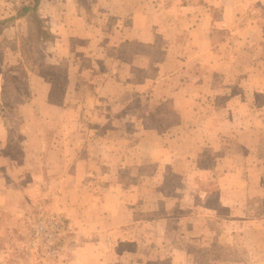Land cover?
<instances>
[{
    "label": "crops",
    "instance_id": "obj_1",
    "mask_svg": "<svg viewBox=\"0 0 264 264\" xmlns=\"http://www.w3.org/2000/svg\"><path fill=\"white\" fill-rule=\"evenodd\" d=\"M36 13L45 19V42L69 39L62 52L69 58V81L63 104L49 97L53 80L45 77L39 91L16 107L21 154L28 161L21 166L33 195L48 183L42 194L47 210L68 217L70 253L81 256L92 246L100 262L107 245L120 255L146 256L155 241L174 238L171 224L179 239L214 226L213 240L256 234L264 247V0H39ZM36 81L27 79V85L37 87ZM169 102L174 115L164 110ZM44 118L60 123L67 135H83L67 147L72 155L64 166L47 159L57 148L42 141V129L35 131L40 142L34 152L25 147L27 124ZM9 119L1 110L0 238L7 240L23 229L30 202L26 184L9 182L8 168L15 166L6 153ZM199 119L210 122V143L197 136L204 133ZM151 164L157 167L152 173ZM183 164L193 167L178 176L183 186L176 198L186 214L173 221L166 210L155 225L153 200L161 195H147L148 188L139 195L127 190L133 195L127 208L117 185L123 169L134 182L151 183L154 172L167 181L165 173L179 174Z\"/></svg>",
    "mask_w": 264,
    "mask_h": 264
},
{
    "label": "rangeland",
    "instance_id": "obj_2",
    "mask_svg": "<svg viewBox=\"0 0 264 264\" xmlns=\"http://www.w3.org/2000/svg\"><path fill=\"white\" fill-rule=\"evenodd\" d=\"M73 1L78 2L79 5L81 2L84 4L92 2V0ZM24 3L32 4L33 0H0V21H4L0 25V79L2 78L4 82L3 87L0 86V97L2 90L5 97L4 103H2L3 101L0 103V112L2 110L10 117L9 125L12 131L11 145L6 153L10 157H14L12 164L15 166L11 165L8 168V173H10L9 182H15L14 184L18 186H21V183L26 184L30 198L27 208L29 215L23 229L11 232L12 234L9 233L8 240L0 238V264H66L68 260L70 263L74 262V264H78L80 260L82 264H264V247L258 244L256 234H251L250 238L247 239H229L228 242L225 241V238L219 236H217L218 239L213 240V238H216V236H212L215 230L213 229L214 226H211V231L205 230L200 232V236L198 237L186 235L187 237L179 239L176 237V234L179 233L177 225L171 224L170 227L172 229L170 233L174 238L163 240L161 245V241H155L154 248H150L149 252L153 251L146 256L142 254L120 255L119 252H115V250L109 248L107 245H103L102 247L103 254L100 253L99 255L100 257L102 256L100 262L95 252H93L92 246L84 247L85 249H83L82 255L80 254L81 256L70 253L67 239L71 238L72 230L68 217L47 210L48 198L42 194L44 193V186H48V183L43 182L34 194L36 197L33 195V189L35 188L30 183L31 180L29 179L27 169L21 166L23 164L26 165L27 158L25 157L24 159L21 154L20 139L22 136L18 133L19 121L15 117L16 107L21 103L25 104L29 101L33 97L34 91H39L40 78L46 77L45 79L49 81L53 80V84L50 85L47 91L49 97L54 100L57 99L61 103L64 101V96L68 89L66 85H68L67 81H69L66 67L69 58L65 54H62V52L65 50L69 39L63 40L58 38L55 41L56 43L45 42V37L49 36L45 28V19L37 15L36 9L27 12L23 16L18 15ZM53 16L58 17V14L53 13ZM7 19L12 22L15 21L12 26L8 25L3 28L2 25L5 24ZM56 52L59 54L53 56L52 53L56 54ZM81 52V48L76 51L77 54H81ZM34 76L37 80V87H30L29 84L27 85V79L29 81ZM68 93H70L69 90ZM28 108H25L26 113L31 111ZM164 110L174 115L172 114V110H174L172 102H169L164 107ZM139 112L147 114V112L141 110ZM153 120L154 122H162L161 118ZM150 121L152 119L147 120V122ZM205 121V119H199L198 127H203L202 131L204 133L197 136L198 138L207 137V140H209L211 136L209 127L211 125L210 122L207 123ZM50 124L52 127H48ZM27 125L25 147L31 149V153L34 152V147H37L40 142L35 131L37 128L42 129L44 133L42 141L54 144L57 148L54 154L47 155V159L54 157L53 161L55 163L59 160L63 161V166L65 156L72 155V152H69L67 147H71L72 142L78 138L81 139L80 137L83 136L80 134L67 135L64 133V128L60 123H49V120L46 118L42 120L35 119L31 124ZM73 154L75 155V152ZM222 155L224 154L222 153ZM208 160V158L205 159L202 164H208ZM151 165V168H148L149 172L157 169L156 164ZM192 169V166L188 167L187 164H183V168L179 167L181 173L177 174L171 171L165 173L167 181H163L165 177L162 178L161 174L159 177L154 172L151 183L134 182L136 178L128 176L127 170L123 169L124 172H122L119 179L121 182L117 185L126 191H123V194H125L123 197H125L126 204L128 205L132 203L133 195L131 196L129 194L130 191H127L131 188H133L132 192L138 195L141 191L146 192L144 191L146 190L145 188H148L147 195L158 192L161 197L153 200L154 210L156 211V216L154 217L155 225L156 222L160 221L157 220L159 219L157 215L161 214V216H164L163 212L166 213V210L167 213L174 217L173 221H177L180 215L187 213L179 208L178 203L180 200L176 198L177 191H181L183 186V181L178 176H183L184 171ZM138 175H143V173L139 170ZM122 176L125 177L122 178ZM191 176L186 173L184 177L189 178ZM19 178H22L21 182L18 181ZM190 184L191 182H186L187 186ZM95 185L97 186V184ZM98 185L103 186L104 184L101 182ZM134 186L137 187L134 188ZM28 187L31 188L29 189ZM168 196L172 197L169 198ZM149 201L148 199L145 203L147 204ZM188 202L191 203V200H188ZM134 205L139 208L145 207L144 204L140 206L137 202ZM127 208H131L130 205ZM137 212L141 216L144 214V211L137 210ZM142 217V219L147 218L148 220L150 218L146 215ZM146 232L148 233L147 230ZM141 233L144 234V232ZM152 233L154 234L155 231H152ZM7 243L8 245H6ZM225 243H228V246ZM146 249L149 248L146 247ZM142 252L145 254V250H142ZM123 257L126 259H122Z\"/></svg>",
    "mask_w": 264,
    "mask_h": 264
},
{
    "label": "trees",
    "instance_id": "obj_3",
    "mask_svg": "<svg viewBox=\"0 0 264 264\" xmlns=\"http://www.w3.org/2000/svg\"><path fill=\"white\" fill-rule=\"evenodd\" d=\"M38 2H39V0H33V3H32V4H23V5L21 6V10L19 11L18 15H19V16H23V15H25V14H26L27 12H29V11H34V10L36 9L37 5H38ZM11 18L13 19V17H11ZM7 21H11V20L7 19V20L5 21V23H6ZM3 22H4L3 20L0 21V25L3 24ZM46 37H48V35H47ZM46 37H45V38H46Z\"/></svg>",
    "mask_w": 264,
    "mask_h": 264
}]
</instances>
